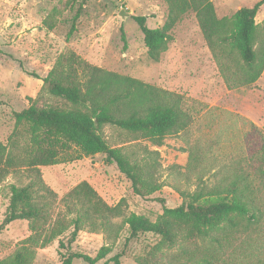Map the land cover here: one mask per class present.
Listing matches in <instances>:
<instances>
[{
	"label": "rangeland",
	"instance_id": "obj_1",
	"mask_svg": "<svg viewBox=\"0 0 264 264\" xmlns=\"http://www.w3.org/2000/svg\"><path fill=\"white\" fill-rule=\"evenodd\" d=\"M258 1L211 0L218 19L229 18ZM79 6L77 30L66 39ZM122 10L127 14L125 19L119 15ZM167 12L168 7L161 0H0V144L6 151L19 155L30 143L26 126L16 127L13 112L26 109L30 99L40 96L38 106L62 105L58 99L41 93L42 81L29 74L44 78L67 52L107 72L179 95L183 110L191 116L185 130L166 134L160 143L117 127L103 128L107 144L120 149L160 186L150 196H137L131 182L116 165L106 163L101 154L87 157L71 150L62 155L60 164L41 167L43 183L55 194L52 216H70L61 199L79 183L87 182L107 205L124 201L121 215L112 220L114 224L122 225L130 214L154 220L162 213L161 200L167 208H176L182 202V193H195L201 182L213 186L216 178L229 171L230 160L239 162L250 155L264 137V69L254 83L227 88L193 13L182 16L168 33L170 39L160 60L153 62L148 58L143 35L132 18L145 16L147 27L156 29L164 24ZM255 23L259 49L264 46V4ZM49 24H53L52 29ZM16 170L0 185V224L9 202L7 185L25 186L30 182L25 167ZM30 234L26 221L6 226L0 233V261L11 256ZM128 237L124 225L117 237L84 231L72 244H68L65 233L60 238L65 248L55 241L36 249L33 264H62L63 257L70 253L95 258L104 246L109 247L110 253L97 264H113L107 261L115 255L121 256L120 264H136V259L158 241L151 234L129 240ZM72 264L86 263L74 260Z\"/></svg>",
	"mask_w": 264,
	"mask_h": 264
},
{
	"label": "trees",
	"instance_id": "obj_2",
	"mask_svg": "<svg viewBox=\"0 0 264 264\" xmlns=\"http://www.w3.org/2000/svg\"><path fill=\"white\" fill-rule=\"evenodd\" d=\"M161 1L168 7L162 27L148 28L145 16L132 18L151 61L160 60L170 39L168 33L191 12L227 88L237 89L258 79L264 69V46L256 48L255 18L264 0L221 19L211 0ZM80 9L72 17L66 39L77 30ZM49 25L52 29L53 24ZM120 33L126 49L122 28ZM29 76L41 80L40 92L62 105L38 106L41 96L30 99L26 109L13 112L16 127L26 126L29 146L18 155L0 144V185L19 167H25L30 178L25 186L7 185L9 202L0 233L15 221H26L31 232L0 264H33L36 249L55 241L65 248L60 239L65 233L68 244H72L84 231L117 237L123 225L128 229V240L141 234L158 238L136 264H264V137L250 155L239 162L230 160L231 165L223 167L229 171L216 178L213 186L201 182L195 193H182V202L176 208H167L161 200L162 213L154 220L130 214L122 225L114 224L112 220L121 215L124 201L107 205L87 182L79 183L61 199L70 216H52L55 194L43 183L41 167L60 164L62 155L71 150L87 157L101 154L131 182L137 196H150L160 186L120 149L107 144L103 128L117 127L160 143L166 134L185 130L191 116L183 110L179 95L92 66L73 52L60 56L44 78ZM109 253L108 246L102 247L95 258L70 253L63 257L62 264L74 260L97 264ZM120 257L115 255L107 262L120 264Z\"/></svg>",
	"mask_w": 264,
	"mask_h": 264
},
{
	"label": "water",
	"instance_id": "obj_3",
	"mask_svg": "<svg viewBox=\"0 0 264 264\" xmlns=\"http://www.w3.org/2000/svg\"><path fill=\"white\" fill-rule=\"evenodd\" d=\"M119 15L121 16L122 19H125L127 17V14L125 13L124 10H122Z\"/></svg>",
	"mask_w": 264,
	"mask_h": 264
}]
</instances>
